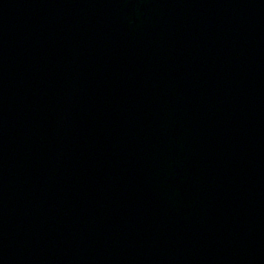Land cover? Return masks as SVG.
<instances>
[{"label":"water","instance_id":"1","mask_svg":"<svg viewBox=\"0 0 264 264\" xmlns=\"http://www.w3.org/2000/svg\"><path fill=\"white\" fill-rule=\"evenodd\" d=\"M0 264H264V0H0Z\"/></svg>","mask_w":264,"mask_h":264}]
</instances>
